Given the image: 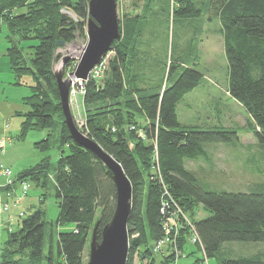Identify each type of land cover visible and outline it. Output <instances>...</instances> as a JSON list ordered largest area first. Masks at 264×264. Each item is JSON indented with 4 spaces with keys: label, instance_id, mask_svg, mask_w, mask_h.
<instances>
[{
    "label": "trees",
    "instance_id": "16d2710c",
    "mask_svg": "<svg viewBox=\"0 0 264 264\" xmlns=\"http://www.w3.org/2000/svg\"><path fill=\"white\" fill-rule=\"evenodd\" d=\"M132 1L137 10L138 0ZM88 2L0 0V20L9 32L6 57L13 85L22 86L24 78L33 82L31 95L23 99L29 111L16 113L23 118L18 140H24L32 130L57 128L58 149L65 147L69 152L61 155L55 169L45 158L24 169L12 182L15 187L31 182L43 190L52 183L59 213L53 224L47 222L42 210H36L20 218L15 231L3 230L0 264H84L83 253L89 249L91 231L96 226L100 239L114 212L116 190L112 175L97 157L72 140L52 72L58 42L64 46L78 38L85 40ZM166 2L172 23L183 19L190 26L192 19L200 15L192 0ZM152 8L146 5L143 16H123L119 21L120 39L108 52L112 58L100 67L98 77L90 72L81 96L86 113L82 134L118 161L131 185L126 264H133L138 251L148 259L146 264H155L152 246L167 235L168 241L173 240L170 246L182 251L188 238L193 237L194 245L206 259L214 258L227 242L264 243V181L255 183L254 191L248 193L206 192L199 187L196 175L185 167L187 162L210 161L203 144L230 143L237 138L235 132L222 127L204 130L178 122L177 105L201 84L203 75L171 62L165 83L150 89L140 87L138 74L131 69L133 59L138 60V38L147 29ZM208 9L210 17L218 20L223 39L228 94L245 110L256 146L264 150V0H211ZM18 11L24 12L17 14ZM176 68L181 70L175 77ZM50 136L34 147L40 152L48 151ZM15 187H1L0 193L11 194L16 192ZM200 208L208 216L197 220ZM185 216L192 227L175 228L169 222L173 218L182 226ZM68 227L57 233L56 248L53 250L50 243L49 253L43 256L46 230L51 238L54 229ZM168 229L172 234L177 229V235L173 238L166 234ZM171 258L162 254L161 264H169ZM185 258L190 264H203L194 252ZM217 264H264V253Z\"/></svg>",
    "mask_w": 264,
    "mask_h": 264
},
{
    "label": "rangeland",
    "instance_id": "374dc122",
    "mask_svg": "<svg viewBox=\"0 0 264 264\" xmlns=\"http://www.w3.org/2000/svg\"><path fill=\"white\" fill-rule=\"evenodd\" d=\"M138 1L135 3L139 5V8L135 10L132 0H118L117 17L121 21L125 14L135 15L138 13L143 16L147 12L146 5L154 7L152 8L153 13L149 14L150 16L147 18L149 20L147 29L138 38L140 48L138 60L133 59L131 66L135 74H138L140 87L152 89L161 83L164 84L167 67L171 62L180 63L182 68L195 69L203 75V80L177 105L178 122L183 126L204 130L222 127L237 134L236 140L230 143L203 144L202 148L208 154L210 161L187 162L186 169L196 175L199 187L206 192L248 193L254 191L255 183L264 181V150H260L256 146L250 132L251 121L245 110L228 94L224 44L218 32L217 18L210 17L211 10L208 8L211 0H192L199 8L200 15L195 20L192 19L190 26L189 22L183 19H176L174 23L171 18L168 19L169 7L166 0H144L139 3ZM67 14L71 15V13ZM153 15H155L154 18H152ZM8 36L7 27L0 20V141H4L5 145L2 149L0 148V167L11 171L9 178L0 175V187H4L7 180L15 182L19 173L45 158L50 160L52 169H55L61 155L69 154L65 147L62 148V151L58 149L57 128L52 131L32 130L24 140H18L23 118L16 116V113L25 114L29 111L23 99L31 95L30 87L33 82L30 78H24L21 81L22 86L13 85L15 80L9 70V60L6 57V50L10 47L7 42ZM22 44L24 45V43ZM85 44L86 38L85 40L78 38L70 44L60 46L56 51L52 70H56L62 64L63 58H70V61L62 68L63 79H67L73 72L78 54ZM110 58H112V54L108 53L99 66L105 67ZM180 70L181 68L174 70L175 77L180 74ZM74 80L76 79H70L71 84ZM77 81H81V85L72 86L74 90L80 92L85 81ZM69 107L75 126L82 133L86 123V113L81 96L78 95L71 103L69 100ZM107 121L111 122V117H108ZM139 122L142 123L138 120ZM48 135H51V147L46 152H40L34 145L46 139ZM25 185L20 184L15 187V183H13L12 186L15 187L16 192L15 190L9 191L12 195L0 193V202L2 203L0 209L9 207L6 214H0V244L5 239L3 230L15 231L20 223V218L29 216L36 210H42L47 222L55 224L59 209L58 201L54 196L53 184L51 183L47 190H43L31 182ZM24 186L26 190L23 191ZM42 199L43 202H41ZM98 216L99 213L96 214V218ZM207 216V213L200 208L196 219L201 220ZM187 220L190 219L185 216L183 225L179 224L177 227H192L193 224ZM69 229L70 227L58 229V231L54 229L51 238L49 229L46 230L43 256L46 257L49 253L50 243L53 250L56 248L57 233ZM176 231L178 230L176 229ZM176 231L172 234V230H170L173 238L177 235ZM167 238L168 235L163 239L164 244L152 246V258H154L155 264H161L162 254L172 257L168 259L173 260L169 264H190L191 261L185 260L186 255L190 252H194L196 258L202 259L203 264H217L222 260L239 259L264 253V243L227 242L221 245L214 258L206 259L194 245L193 237L188 238L183 251L175 246L171 247L170 243L173 240L168 241ZM141 255V251L135 253L133 264L148 262V259L145 260ZM88 257L89 249L86 248L83 253L84 264L88 262ZM25 258L24 260H28Z\"/></svg>",
    "mask_w": 264,
    "mask_h": 264
},
{
    "label": "water",
    "instance_id": "95a60500",
    "mask_svg": "<svg viewBox=\"0 0 264 264\" xmlns=\"http://www.w3.org/2000/svg\"><path fill=\"white\" fill-rule=\"evenodd\" d=\"M86 44L78 54L77 64L67 79H63V65L52 70L57 84L64 123L72 140L97 157L112 175L116 190V204L110 222L102 229L100 239L95 226L89 244L87 264H126L128 255L127 221L131 212L132 189L129 180L113 157L105 153L75 126L69 107L70 79L87 81L89 74L99 66L111 45L120 39L116 0H89L87 4ZM62 46L61 42L57 44Z\"/></svg>",
    "mask_w": 264,
    "mask_h": 264
},
{
    "label": "built area",
    "instance_id": "2783aa9c",
    "mask_svg": "<svg viewBox=\"0 0 264 264\" xmlns=\"http://www.w3.org/2000/svg\"><path fill=\"white\" fill-rule=\"evenodd\" d=\"M100 67L101 66H97L96 68H94L93 69V75H94V78H96V77H98V74H100ZM86 82V81H85ZM81 81H77V80H75V82H73L72 84H71V86L73 85H75V84H77V85H81ZM73 86L70 88V92H69V100H70V103H71V101H74L75 100V98L79 95V96H82L83 95V86L81 87V89H82V91H80V92H77L76 90H74L73 89ZM5 145H4V141L2 142V141H0V148L2 149L3 147H4ZM0 175L1 176H3V177H5V178H9L10 176H11V171L9 170V169H6V168H3V167H0ZM10 185H12V181L11 180H7V183H6V185L5 186H10ZM0 189H1V187H0ZM24 190H26V187L24 186L23 187V191ZM1 202H0V207H2L1 206ZM8 210H9V207L8 206H6V207H3V209L1 210L0 209V214H2V213H7L8 212ZM169 222L171 223V225L172 226H174L175 228H176V226H177V224H176V222L174 221V219L173 218H171L170 220H169ZM171 226V227H172ZM170 230L171 229H168L167 231H166V234H168V233H170ZM194 240V242H195V239H193ZM165 242L162 240L161 242H159V243H157V245H162V244H164Z\"/></svg>",
    "mask_w": 264,
    "mask_h": 264
},
{
    "label": "bare ground",
    "instance_id": "6f19581e",
    "mask_svg": "<svg viewBox=\"0 0 264 264\" xmlns=\"http://www.w3.org/2000/svg\"><path fill=\"white\" fill-rule=\"evenodd\" d=\"M74 82H75V80H74Z\"/></svg>",
    "mask_w": 264,
    "mask_h": 264
}]
</instances>
